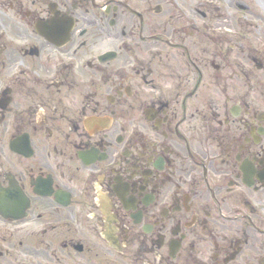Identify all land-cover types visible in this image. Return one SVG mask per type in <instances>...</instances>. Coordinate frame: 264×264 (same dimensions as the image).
Returning <instances> with one entry per match:
<instances>
[{
	"label": "flooded vegetation",
	"instance_id": "flooded-vegetation-1",
	"mask_svg": "<svg viewBox=\"0 0 264 264\" xmlns=\"http://www.w3.org/2000/svg\"><path fill=\"white\" fill-rule=\"evenodd\" d=\"M167 1L0 0V264H264V0Z\"/></svg>",
	"mask_w": 264,
	"mask_h": 264
},
{
	"label": "rangeland",
	"instance_id": "rangeland-1",
	"mask_svg": "<svg viewBox=\"0 0 264 264\" xmlns=\"http://www.w3.org/2000/svg\"><path fill=\"white\" fill-rule=\"evenodd\" d=\"M186 1V4L188 3V1L189 0H185ZM166 2H167V4H169V2L166 0ZM190 2V1H189ZM170 5V4H169ZM159 17H161V18H163L164 17V15H161V16H159Z\"/></svg>",
	"mask_w": 264,
	"mask_h": 264
}]
</instances>
